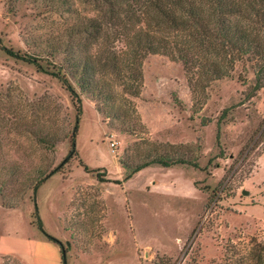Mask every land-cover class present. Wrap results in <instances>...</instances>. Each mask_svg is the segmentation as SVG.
I'll use <instances>...</instances> for the list:
<instances>
[{"label":"rangeland","instance_id":"374dc122","mask_svg":"<svg viewBox=\"0 0 264 264\" xmlns=\"http://www.w3.org/2000/svg\"><path fill=\"white\" fill-rule=\"evenodd\" d=\"M239 2L227 17L261 51L180 31L186 70L170 44L133 54L149 24L136 4L111 21L93 0H0V236L29 240L37 264H60L58 245L67 264H264V4ZM214 61L228 74L204 76ZM54 73L82 100L68 161L78 102ZM160 144L183 145L199 168L152 164L126 179L121 162L141 165Z\"/></svg>","mask_w":264,"mask_h":264},{"label":"trees","instance_id":"16d2710c","mask_svg":"<svg viewBox=\"0 0 264 264\" xmlns=\"http://www.w3.org/2000/svg\"><path fill=\"white\" fill-rule=\"evenodd\" d=\"M100 2L102 6L107 7L109 19L113 21L117 19L115 6L120 5L121 2H127L129 7H133V4L138 5L141 14L144 19L149 23L147 30L138 34L131 42L130 47L133 54L136 56H146L147 54H166L167 44H170L171 53H175L177 58L180 59L186 70L192 67V56L190 41L187 39L173 40L172 34L180 31H189V34L194 39H197L195 35L200 37H214L219 40L222 38L223 44H228L232 50L241 54H247L251 51H255V48L261 51V46L256 43L255 37L252 36V31L245 25L233 18L227 16H236L246 10L243 7L240 0H93ZM264 4V0H262ZM251 8V7H249ZM167 34V35H166ZM10 55L22 59L28 63L34 64L39 70H44L40 58L35 55L22 54L21 52L9 49L5 46H1ZM204 76H211L212 78H220L223 75L228 74V68L224 66L222 61H214L210 65L205 64ZM66 89L70 92L73 99L78 102L76 123L72 132V147L69 155L65 161H68L76 153L77 136L79 130V122L83 113L82 100L74 87L70 84L68 78L64 75L54 73ZM192 86V85H191ZM121 164L129 169L126 179H130L133 172H137L152 164H159L164 167H172L176 165H189L199 168L197 158H190L183 145L175 144H160L156 149V155L154 158H150L147 162L132 167L126 162ZM87 171L88 168L84 166ZM59 169V167L57 168ZM56 169V170H57ZM54 170V171H56ZM53 173V172H52ZM50 175L46 176L48 179ZM45 180H41L36 184L34 191L38 190V187ZM122 183V182H119ZM36 202V197H34ZM36 214L38 215V209L36 205ZM38 227L46 234V236L55 240V238L48 234L43 226L42 220L38 215ZM63 264H67L66 249L61 245Z\"/></svg>","mask_w":264,"mask_h":264},{"label":"crops","instance_id":"0c3cea01","mask_svg":"<svg viewBox=\"0 0 264 264\" xmlns=\"http://www.w3.org/2000/svg\"><path fill=\"white\" fill-rule=\"evenodd\" d=\"M46 232L50 234L47 230ZM47 239L53 242V240L49 239L48 237ZM12 249L15 250L14 252L17 253H13V255H10L12 254L10 253L11 252L10 250ZM57 253L60 264H63L62 251L60 245H58ZM68 253L69 251L66 249V258ZM10 260L16 262V264L17 263L37 264L35 262V257L31 252V243L29 242V240L22 238V236H16V237L0 236V264H9L8 261Z\"/></svg>","mask_w":264,"mask_h":264},{"label":"built area","instance_id":"2783aa9c","mask_svg":"<svg viewBox=\"0 0 264 264\" xmlns=\"http://www.w3.org/2000/svg\"><path fill=\"white\" fill-rule=\"evenodd\" d=\"M116 143L115 142H111V147H115ZM114 150V149H113Z\"/></svg>","mask_w":264,"mask_h":264}]
</instances>
